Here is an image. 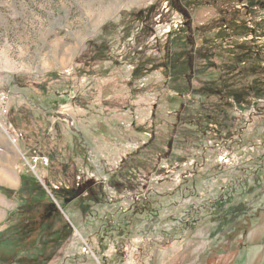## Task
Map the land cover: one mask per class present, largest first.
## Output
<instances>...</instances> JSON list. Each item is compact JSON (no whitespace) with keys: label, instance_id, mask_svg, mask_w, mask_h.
I'll use <instances>...</instances> for the list:
<instances>
[{"label":"rangeland","instance_id":"rangeland-1","mask_svg":"<svg viewBox=\"0 0 264 264\" xmlns=\"http://www.w3.org/2000/svg\"><path fill=\"white\" fill-rule=\"evenodd\" d=\"M244 43L253 67L223 102L197 55L220 67ZM262 93L264 0H0V174L43 183L50 137L77 166L53 264H264ZM226 102V121L199 110Z\"/></svg>","mask_w":264,"mask_h":264},{"label":"trees","instance_id":"trees-1","mask_svg":"<svg viewBox=\"0 0 264 264\" xmlns=\"http://www.w3.org/2000/svg\"><path fill=\"white\" fill-rule=\"evenodd\" d=\"M225 42H229V39ZM240 48L242 50L239 53L235 51L234 55H230L229 52H226L225 55L222 54L223 56L219 58L222 61L220 67L210 61L214 55L208 54L210 51L209 47H205L197 55V64H195L198 75L197 81H200V79L209 81L208 77H213L215 74V72L212 73L213 70L221 72V74H218V80H223L221 84L225 87V90L220 87L217 88L216 93L217 98L223 102L225 99L227 101L228 97H232L231 91L226 90L227 85H230L232 81V78H229L231 72L233 74L236 72V79L243 81L242 72L245 70L248 72V69L253 67L254 64L250 61L254 54L248 53L251 52V48L247 46V43L241 45ZM256 52L255 57L261 59L260 50ZM221 53H224V51L222 50ZM183 54L185 56L191 54L188 47L183 50ZM202 54L206 56H202ZM184 63L181 65V68H183ZM186 64L189 66L188 62ZM225 76H228V78L225 79ZM186 86H189V82ZM206 88L210 87L207 86ZM198 91L201 92L203 89L201 88ZM205 91L209 93L215 90L206 89ZM257 97H264V94L257 95ZM237 101L240 102L241 100ZM217 106H219L217 110H214L213 105L207 106L201 104L199 110L204 113L205 118L209 121L214 120V117H222L225 121L228 120L231 117L229 108L232 105L226 102L224 105L218 103ZM230 128L231 119L227 129ZM47 139L55 147L59 148L57 152L52 150L48 152V156L46 157L49 160V165L52 167V172L49 176L45 175L42 178L43 183L49 188L53 197H51L48 189H46L39 179L33 176H22V188L18 192L21 204L15 212L18 220L0 232V264H53L64 254L74 234L73 227L67 219L64 210L68 204L79 197L69 190L70 187H67V182L71 183V185L77 182V179H75L77 177L76 162L72 156H69L70 146H68L67 140L60 137H50ZM67 154L69 157L68 161ZM38 165L34 164L36 167ZM261 185L262 183L260 182L255 183L249 188L243 185L242 188H239L240 193L235 194L234 192H230L227 198L219 200L216 203V211L220 212L227 204L231 202L235 203L242 197L253 194ZM0 192L8 198H13L16 194L15 191L3 187H0Z\"/></svg>","mask_w":264,"mask_h":264},{"label":"crops","instance_id":"crops-1","mask_svg":"<svg viewBox=\"0 0 264 264\" xmlns=\"http://www.w3.org/2000/svg\"><path fill=\"white\" fill-rule=\"evenodd\" d=\"M11 167L13 168L12 165L9 166V168L13 170ZM22 176V171L17 179L8 176L5 173L0 174V187L16 192L13 198H8L0 192V232L17 222L15 221L16 219L18 220V216H15V212L20 205L18 192L22 185Z\"/></svg>","mask_w":264,"mask_h":264},{"label":"built area","instance_id":"built-area-1","mask_svg":"<svg viewBox=\"0 0 264 264\" xmlns=\"http://www.w3.org/2000/svg\"><path fill=\"white\" fill-rule=\"evenodd\" d=\"M5 99V96L3 95V97H2V100H4ZM41 161V163L43 164V165H48V160L47 159H42V160H40Z\"/></svg>","mask_w":264,"mask_h":264}]
</instances>
